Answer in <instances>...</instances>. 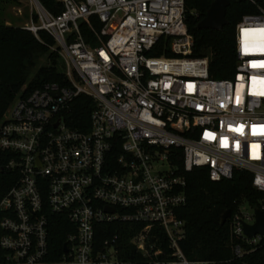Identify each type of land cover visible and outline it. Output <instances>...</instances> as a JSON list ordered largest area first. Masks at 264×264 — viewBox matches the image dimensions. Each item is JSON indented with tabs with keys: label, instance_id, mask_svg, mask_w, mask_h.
<instances>
[{
	"label": "built area",
	"instance_id": "1",
	"mask_svg": "<svg viewBox=\"0 0 264 264\" xmlns=\"http://www.w3.org/2000/svg\"><path fill=\"white\" fill-rule=\"evenodd\" d=\"M24 1L21 27L53 36L67 82L19 92L0 119L16 179L0 198V264H228L186 256L180 208L186 173L199 167L214 181L250 171L264 192V135L253 134L264 125V68L252 66L264 61L254 31L264 28V0H250L257 10L239 20L236 73L222 79L209 56L192 55L185 0H55L57 14ZM82 94L94 102L86 130L66 120ZM241 209L230 216L237 259L264 236L244 233L255 212Z\"/></svg>",
	"mask_w": 264,
	"mask_h": 264
},
{
	"label": "trees",
	"instance_id": "2",
	"mask_svg": "<svg viewBox=\"0 0 264 264\" xmlns=\"http://www.w3.org/2000/svg\"><path fill=\"white\" fill-rule=\"evenodd\" d=\"M230 1L226 12L227 24L220 30H214L198 28L214 0H185V19L195 37L192 55L209 56L210 75L214 78L234 77L237 62L236 26L244 14L257 10L250 0ZM2 2L13 4L21 3V0H0ZM40 2L56 14L63 10L55 0ZM40 39L19 26H9L0 21V119L19 92H31L50 82L66 84L65 62L59 55L56 40L46 31L40 32ZM152 53L162 55L160 51ZM43 56L47 57V63L37 67ZM70 108L66 114L67 124L86 130L94 110L93 99L87 94L79 95L71 102ZM8 159L9 153L0 149V198L16 181L12 172L5 167ZM176 162L183 165L180 155ZM186 174L188 199L180 208V216L187 226L186 237L181 242L186 256L189 259L228 261V264H264V236L256 250L237 259L233 257L231 249L235 240L231 234L232 217L221 224V217L227 209L232 211L233 216L244 202L253 207L261 206L264 192L253 186V173L235 170L232 178L220 181L212 180L206 167L194 168ZM54 218L57 219V216ZM63 239V232L55 226L52 247L61 252Z\"/></svg>",
	"mask_w": 264,
	"mask_h": 264
},
{
	"label": "water",
	"instance_id": "3",
	"mask_svg": "<svg viewBox=\"0 0 264 264\" xmlns=\"http://www.w3.org/2000/svg\"><path fill=\"white\" fill-rule=\"evenodd\" d=\"M230 4V0H214L213 4L204 15L203 20L198 24V28L214 30L223 28L227 24L226 12ZM254 212L255 222L252 224L247 222L243 223L244 233L249 237L264 235V210L262 207H255ZM231 215L232 211L227 209L221 217V224H224Z\"/></svg>",
	"mask_w": 264,
	"mask_h": 264
},
{
	"label": "rangeland",
	"instance_id": "4",
	"mask_svg": "<svg viewBox=\"0 0 264 264\" xmlns=\"http://www.w3.org/2000/svg\"><path fill=\"white\" fill-rule=\"evenodd\" d=\"M0 5L2 7V10H0V21L4 22L6 25L21 27L25 25L26 22H28V16H29L28 13L30 11V6L27 1L21 3H13V4L8 2H2L0 3ZM19 10L23 11L22 15H20ZM59 55L64 60L62 54L59 53ZM46 63H47V57L45 56L40 57L37 67ZM36 68H34L33 71H35ZM241 207H242L241 211L245 213H252L254 212V208H255L247 202H244Z\"/></svg>",
	"mask_w": 264,
	"mask_h": 264
},
{
	"label": "snow or ice",
	"instance_id": "5",
	"mask_svg": "<svg viewBox=\"0 0 264 264\" xmlns=\"http://www.w3.org/2000/svg\"><path fill=\"white\" fill-rule=\"evenodd\" d=\"M249 30H245V32L247 33ZM254 31H257L260 33V36H261V43L258 45V47L256 48V50L258 51H261V52H264V28H261V29H256ZM245 51H248L250 50L249 49V46L247 44V42H245ZM253 67H261V68H264V61L260 62L259 64H253L252 65ZM261 84L264 85V80H261ZM260 95H264V91H261L259 93ZM241 129H237V131H241ZM253 134H261V135H264V125H253ZM253 147H258V146H253Z\"/></svg>",
	"mask_w": 264,
	"mask_h": 264
}]
</instances>
